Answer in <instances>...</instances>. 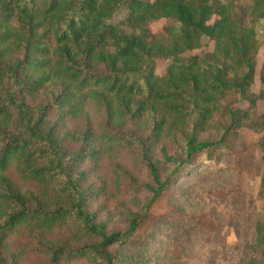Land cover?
I'll use <instances>...</instances> for the list:
<instances>
[{"label":"trees","instance_id":"obj_1","mask_svg":"<svg viewBox=\"0 0 264 264\" xmlns=\"http://www.w3.org/2000/svg\"><path fill=\"white\" fill-rule=\"evenodd\" d=\"M258 21L264 0H0V264H137L121 249L157 240L154 264H181L182 237L209 239L172 188L196 171L239 178L255 160L241 130L264 151ZM261 167L263 211L248 200L236 246L185 264H264ZM145 190L108 231L114 194Z\"/></svg>","mask_w":264,"mask_h":264},{"label":"rangeland","instance_id":"obj_2","mask_svg":"<svg viewBox=\"0 0 264 264\" xmlns=\"http://www.w3.org/2000/svg\"><path fill=\"white\" fill-rule=\"evenodd\" d=\"M162 24L163 22L154 24L152 26L153 31L159 30ZM255 31L261 45L257 54L256 70L258 73L261 62L264 59V25L261 21L255 24ZM208 45L206 50L212 48L211 44ZM202 51L197 50L192 54L197 55ZM162 65L161 63L157 65V73L162 70ZM257 73L252 87V91L255 94L260 89ZM241 106L245 107L246 104H242ZM263 110L264 103L259 102L258 111L261 113ZM236 141L251 145L255 159L247 165V168L240 175L239 181L237 171L233 172L229 169L214 175L207 173L197 175L198 173L196 171V174L192 173L181 178L172 188L173 198L181 195L180 202L183 204L184 215H199L206 224L210 225L214 230L216 229V231L211 233L209 239L206 237L202 238L200 234L182 237L180 239L183 250L182 254L176 253L172 256L173 261L181 264H185V262L191 263L204 256L203 250H211V248H214V245L216 246V240L218 243H224L227 247H235L237 238L234 232L233 222L236 223L238 218L247 211L246 203L248 200L252 199L253 201V204L251 206L249 205L250 212L252 210L255 211V208L259 213L263 211V198L259 193L262 179L261 158L264 156V151L259 147V138L256 134L244 129L238 132ZM236 145L232 141L231 152L233 155L231 157L237 154L238 147ZM229 161L230 159L228 160V164ZM140 181L143 185L149 184L146 173L142 172L139 174ZM183 191H185L184 194ZM147 194V190L136 195L124 192L122 194H114L109 204H107L105 211L100 214V221L106 223V229L108 231L122 230L125 227L126 221L120 213L118 203L123 202L134 211L132 202L136 200L140 204L143 203ZM216 232L217 235H215ZM154 246L155 249L151 248L150 252H143L141 249L122 248L120 253L124 258L129 256L133 257L136 259L137 264H154L159 256L163 255L161 251L166 250L164 248L162 249L161 240H157ZM168 259L172 261L171 258ZM74 264L89 263L81 261Z\"/></svg>","mask_w":264,"mask_h":264}]
</instances>
